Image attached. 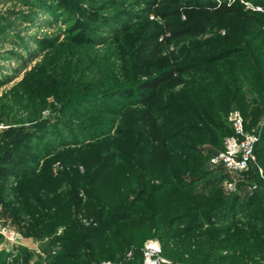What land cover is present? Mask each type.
Segmentation results:
<instances>
[{
  "label": "rangeland",
  "instance_id": "rangeland-1",
  "mask_svg": "<svg viewBox=\"0 0 264 264\" xmlns=\"http://www.w3.org/2000/svg\"><path fill=\"white\" fill-rule=\"evenodd\" d=\"M62 1L0 0V150L9 129L42 150L32 176L0 178V264H86L87 249L135 261L151 238L170 264H264V203L204 218L264 184V1L212 0L235 11L195 36L172 35L165 16L190 0ZM177 66L144 106L141 84ZM232 110L261 148L234 176L208 158ZM149 122L169 133L164 148Z\"/></svg>",
  "mask_w": 264,
  "mask_h": 264
},
{
  "label": "trees",
  "instance_id": "trees-1",
  "mask_svg": "<svg viewBox=\"0 0 264 264\" xmlns=\"http://www.w3.org/2000/svg\"><path fill=\"white\" fill-rule=\"evenodd\" d=\"M258 1L261 2L264 0H258ZM58 3L60 4V7L64 9H66V7H69L68 2L60 0V2ZM187 4L192 5L193 9L191 11H187L179 8H171L170 10H166L165 12V16H170L172 18L178 19L176 21H172L171 22L172 24L169 23L170 27H168L171 34L174 36H179L181 34H189L193 36L199 35L201 32L207 31L208 21L211 20L216 13L222 15H228L235 11V6L226 5L225 3L217 4L212 0H190L187 1ZM171 6L172 5L167 4V7H171ZM77 9H78L76 12L77 15L79 14L87 15L88 17L92 18L93 11L92 12L87 11L81 7H78ZM262 17L263 14H258L255 17L251 16L250 19L255 21L256 20L260 21ZM157 35H151L147 37L142 43L143 45L141 47L146 50L151 45H153V42L155 46H158L159 43L157 42V38H156ZM144 45L147 46L143 47ZM222 53L220 55L221 57L219 56L220 58H212L213 57L212 56L209 58V60L215 61L217 59H222L228 56L226 50H223ZM182 66L165 69L156 76L148 80H145L141 84V88L147 91V93L144 92L141 94V101L143 102L144 106H148L153 101L157 92V88L159 86L172 81L177 75L182 74V72L186 70L185 68H182ZM139 113L141 115L140 116L141 118L143 117L146 121L150 120L151 113L149 110H142ZM150 123L151 122H149L148 128L152 133L151 134L152 139L156 142L158 141V145L160 149L164 148L165 143L168 140L169 133H167V130H163V133H161L160 128H158L155 123L153 122L151 124ZM231 134H232V129L230 128L229 132L227 133V136ZM5 138H6V142L0 150V178L14 177L18 179H25L27 177L32 176L33 171L29 168L28 164H32L33 162H35V159L38 158L42 153V150H40L37 146L31 145L33 141L32 135L21 129H9L5 132ZM258 145H259V139H257L254 145L255 154L260 153L261 148H258L257 147ZM222 147L223 146H220L218 149L211 152L208 158L216 154L220 149H222ZM167 150L168 149L165 148V151ZM258 203L259 204L264 203V199L261 197L258 191L255 192L253 196L250 195L247 198L231 196L224 202L222 207L216 208L217 210H215L214 213L207 214L206 216H204V218H206L205 220L208 224L215 223L214 216L217 217L218 221H223V220L231 221L233 217H235V215L244 213L245 211L249 210L253 205ZM123 218L124 217L122 216H118L113 220L106 221L104 223V227H105L104 230L109 229L113 223ZM161 249H162V255L170 261L171 259L163 251L162 245H161ZM140 255L141 254L139 252V254H137L138 256L137 260L135 261L133 259L132 261L131 258L125 259V257L124 258L121 257V259H124L125 261L123 260L114 261V259L97 258L93 253L90 252V250L87 249L86 253L83 254V258L86 264H98L99 262L104 260H110L116 264H140Z\"/></svg>",
  "mask_w": 264,
  "mask_h": 264
},
{
  "label": "built area",
  "instance_id": "built-area-1",
  "mask_svg": "<svg viewBox=\"0 0 264 264\" xmlns=\"http://www.w3.org/2000/svg\"><path fill=\"white\" fill-rule=\"evenodd\" d=\"M258 9L262 10V7L259 6ZM228 119L232 134L226 137L222 149L210 157L209 163L216 168H221L225 173L234 176L247 170L254 161V145L258 136L255 132H247L244 129V119L238 110L230 111ZM261 186H264V184ZM140 254V264L171 263L162 255L161 245L154 238L147 239L143 243ZM98 264L116 263L104 260Z\"/></svg>",
  "mask_w": 264,
  "mask_h": 264
},
{
  "label": "water",
  "instance_id": "water-1",
  "mask_svg": "<svg viewBox=\"0 0 264 264\" xmlns=\"http://www.w3.org/2000/svg\"><path fill=\"white\" fill-rule=\"evenodd\" d=\"M261 197L264 199V186H261L259 189H258Z\"/></svg>",
  "mask_w": 264,
  "mask_h": 264
}]
</instances>
